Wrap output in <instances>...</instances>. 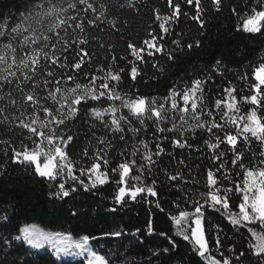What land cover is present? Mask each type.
I'll return each instance as SVG.
<instances>
[{
	"label": "snow or ice",
	"instance_id": "1",
	"mask_svg": "<svg viewBox=\"0 0 264 264\" xmlns=\"http://www.w3.org/2000/svg\"><path fill=\"white\" fill-rule=\"evenodd\" d=\"M182 3L193 5L194 0H176L175 3L174 0H167V7L171 9L169 13L162 15L159 9L155 10V20L160 22L159 31L149 32L147 34L149 38L144 39L140 47L128 43L133 59L128 60L127 57L121 59L131 65L129 75L133 81L140 75L136 62L143 63L145 54L151 57L162 53L172 60L177 49L182 50L186 46L190 50L194 45L200 47L199 39L194 40V44L187 45H183L181 40L177 39L172 41L176 49H165L163 43L165 36L179 23L181 15H188L187 11H182ZM210 3L217 12L224 6V0H210ZM78 5L85 7L79 9L76 15H65L61 18V14H66L68 9L77 10ZM255 5L253 7L249 4L250 14L246 15H241L236 7H230L242 21L243 31L264 34V0H255ZM123 6L122 4L121 7ZM127 6L136 8L133 0H128ZM89 11L92 13L97 11L90 0L75 2L67 0V8L58 7L56 0H31L30 5L25 6V14L22 17L0 22V92L5 86L9 88L5 95L0 96V101L7 100L5 106L0 107V113H4L9 107L20 110L14 93L19 95L22 106L26 105L32 109L27 122L25 119L15 118L19 120L18 127L26 129L28 135L20 142L21 150L13 149L14 162L34 165L35 173L50 182L60 178L54 193L57 197H67L79 186L89 191L113 182L117 186L114 197L116 204L126 206L129 201L137 203L145 201L155 203L161 212H165L156 180L153 179L151 184H146L143 174L145 172L156 174L159 158L165 152L161 142L169 139L166 133H174L171 143L177 148L195 149L210 161L200 174L204 188L203 192H199L200 199H195L191 190L183 189L187 195L181 197V202L184 205L191 203L193 210L181 208L180 203L174 201L177 214L166 213L174 225L175 235L189 241L198 258L207 261V264H264V231L256 230L257 227L264 228V159L256 162L258 157H264V151L257 154L250 148L253 138L264 148V62L253 69L254 82L249 85V94L240 96L239 100L237 99L239 93L229 81V86L220 90L223 95L218 93L214 104L209 106L205 102V85L211 80L210 76L194 79L190 86L184 85L179 90L173 86L169 90L170 95L166 96L163 102L135 93L130 94L121 89L122 73L125 69L115 66L117 57L114 54L111 55L113 63L106 67L101 65L93 72L84 71L85 66L92 62V54L84 47L89 43L88 39L80 35L85 31V21L79 19V14L80 12L87 14ZM99 12L100 16L105 15L104 4H100ZM204 12L201 0H195V14L192 19L198 21L201 29L205 24L202 18ZM98 19L99 17L88 19L87 24H95ZM110 23L112 27H116L115 21ZM69 28L73 30L71 34ZM77 29L79 33L76 32ZM57 44H60L59 49L56 47ZM49 48L50 52L47 50ZM70 49L75 53L71 62L68 59ZM221 66L222 61L217 60L214 68L219 70ZM153 67L157 65L154 63ZM159 70H163L162 66ZM37 77L42 79L38 80ZM80 78L86 82L81 83ZM241 79L246 77L242 76ZM90 101L95 103H89ZM241 101L252 106L243 114L240 109ZM105 104L107 107H104ZM82 105L87 108V115L102 125L106 134L96 137L95 132H92L97 144L104 147L97 148L87 165L82 163L77 167L66 151L73 136L62 133L59 129L66 121L80 115ZM168 105L170 106L166 107ZM124 109H127V115L124 114ZM258 112L261 114L258 115ZM20 115L23 117L24 112L21 111ZM8 119V116L4 117L5 121ZM177 120L180 124L176 123ZM190 120L195 123L190 124ZM134 121L140 127H134ZM146 121H151L154 126L153 139L139 140L143 151L135 144L131 153L121 150V162L116 167L109 168L108 150L114 147L113 141L118 139L126 144L132 139L128 133L138 137L141 132L147 130ZM169 124L171 127H168ZM196 129H203L209 134V139L205 140L204 144L210 154L202 152L198 146L189 143L185 138L184 132L188 130L195 132ZM109 134L112 139H108ZM138 153L142 163H138L136 159ZM82 155L88 156V150L85 149ZM129 156L133 158L128 159ZM181 165L191 172L185 159L179 158L174 174L168 171L163 173L169 183L180 181L184 184L189 183L184 170L179 167ZM77 171L79 176L76 175ZM110 172L115 174L114 178L110 177ZM80 176H86L88 183L80 179ZM233 176H239L240 181L234 180ZM66 183H71V186L66 188ZM191 183L201 184V179L191 177ZM229 183L232 187L227 186ZM237 194L240 197L238 211H233L232 209L237 207L234 200ZM147 197L156 199L147 200ZM209 209L227 217L233 225L247 228L248 232L256 237L257 243L243 250H241L243 246L234 248L235 258L225 257L224 253L220 252L221 258L217 259L210 251L205 231V213ZM6 211L0 210V223H8ZM111 211L116 209L113 208ZM154 231L149 222L148 234L151 235ZM140 232L141 229H136L133 234L138 235ZM219 232L218 228L215 251H219L221 244ZM20 233L11 239L0 236V245L11 249L13 241L17 244L24 242L31 249L41 250L47 244L57 255L61 253L66 256L87 255V264H110L105 255L98 254L89 247L90 241L99 240L101 237L83 235L82 238L72 240L70 236L45 232L35 226H26ZM158 234L169 242L170 247L163 248V253L177 247L167 232L161 231ZM102 235L118 238L127 233L123 229H117L104 232ZM25 255L28 253H21L14 264H32V260L23 258ZM253 256L259 259L254 261Z\"/></svg>",
	"mask_w": 264,
	"mask_h": 264
},
{
	"label": "trees",
	"instance_id": "2",
	"mask_svg": "<svg viewBox=\"0 0 264 264\" xmlns=\"http://www.w3.org/2000/svg\"><path fill=\"white\" fill-rule=\"evenodd\" d=\"M75 2V0H73ZM97 8L95 13L89 11L87 14L80 12L79 19L85 21V31L80 33L88 39L89 43L84 47L92 54V62L87 64L84 71L93 72L95 68L104 65L105 67L111 61V55L114 54L117 60L114 62L117 68H124L122 73L121 89L130 94H139L148 98H155L158 102H163L166 96L170 95V88L175 86L178 90L184 85H191L194 79H203L211 77V80L205 85V102L212 106L221 89L231 85L234 86L240 96L249 94V85L254 82L253 69L264 62V34L247 33L242 30V21L238 19L236 13L231 11V7H236L241 15L250 14L249 4L255 7V0H224V6L217 12L211 5L210 0H201V5L205 12L202 18L205 20L204 28L201 29L198 21L192 19L195 14V0L193 5H181L182 11H187L188 15H181L179 23L173 26L169 35L164 38L166 50L176 49L173 40H181L183 45L193 43L194 40H200V47L195 45L192 49L186 46L182 50L177 49L174 52V59L169 60L166 55L157 53L154 56L145 54L144 62L137 61V67L140 75L133 81L129 72L131 65L121 59L127 57L132 60L128 43L131 42L137 47L142 46V41L148 37V33L153 30L159 31V21L155 20V10L159 9L160 13L167 14L171 11L167 7V0H133L136 8L127 6L128 0H90ZM176 0H174V3ZM31 0H0V22H9L13 18L19 19L25 14V6L30 5ZM57 6L67 8V0H56ZM100 4L105 5V15L100 16ZM124 5L121 7V5ZM231 6V7H230ZM84 5H78L77 10L68 9L66 14H61V18L65 15H76L79 9H83ZM96 20L95 24H87L88 19ZM79 19L77 22H79ZM111 21L116 22V27H112ZM238 28L240 30H238ZM119 29V31H117ZM72 33V28H69ZM79 33V30H76ZM61 30V35H63ZM103 45V47H101ZM57 49L60 44L56 45ZM75 47V46H73ZM49 52L51 49H47ZM75 53L71 51L68 56L69 62L72 61ZM217 60L222 61V66L217 70L214 65ZM157 67H153V64ZM162 66L163 70L160 71ZM223 75H220V73ZM19 75V73H17ZM244 76L246 79H241ZM37 79H42L37 77ZM80 82H86L80 78ZM243 89V91H241ZM9 91L8 86L0 92V96L5 95ZM44 94V93H42ZM17 107L19 111L9 107L4 113H0V210H7L8 223H0V236L12 238L20 233L22 225L27 223H36L44 228L51 230L66 231L74 236L89 235L101 237L99 240L90 241L100 254L109 259L110 264H207L202 261L197 254L191 249L189 241H184L182 237L175 235V228L166 213L177 214L176 203H180V207H187L189 211L193 210V205L189 203L184 205L181 197L187 195L183 191L187 188L192 191L195 199H200L199 192H203V179L201 173L204 166L209 164L205 157L201 156L195 149H180L171 143L174 133H166L169 139L163 140L161 146L165 152L161 155L158 165L155 169V175L145 172L144 182L151 184L153 179L156 180L158 193L161 204L165 212H161L155 203L141 201L139 203L129 201L126 206H121L114 202L117 192V186L113 182L98 186L97 188L85 191L83 186L77 187L75 192H70L67 197H57L54 195L60 178L56 181H48L38 176L34 171V165L28 163L14 162L13 149H20V142L28 135L26 129L18 127L19 120L17 117L25 119L32 109L21 104L18 94L14 93ZM7 100L0 101V107H4ZM49 103H51L49 101ZM95 103V102H89ZM119 102L117 101V104ZM170 105L166 106L169 107ZM107 107V104L104 105ZM252 106L244 104L241 101V114L250 109ZM82 111L78 117L66 121L65 125L60 126L59 131L72 135L73 139L67 146L69 158L79 167L90 160L98 147L103 148L104 145H98L96 137L106 134L102 125L94 121L87 115V108L81 106ZM21 111L24 116L21 117ZM127 115V109H124ZM261 113L258 112V115ZM8 116L5 121L4 117ZM180 124V121H176ZM190 124L195 121L190 120ZM148 128L146 132L133 136L125 144L122 141L114 140V147L108 150L110 163L109 168L116 167L121 162V150L126 153L133 151V144L141 148L139 140H152L154 126L151 121H146ZM94 125V126H93ZM134 127H140L138 123L133 122ZM168 127H171L169 124ZM185 138L189 143L198 146L202 152L209 153V149L204 141L209 139V134L203 129H196L195 132L188 130L184 132ZM108 139H112L109 134ZM29 147L31 145L29 144ZM250 148L257 154L264 151L259 146V142L254 138L250 143ZM87 149L89 155L83 156L84 150ZM153 152L155 148H152ZM247 152V149H245ZM230 155V154H229ZM250 155V153H249ZM133 157L129 156L128 159ZM155 158V157H154ZM179 158L185 159V163L191 172L184 169L185 178L189 183L184 184L183 181L169 183L163 174L165 171L174 174L176 161ZM136 159L138 163H142L139 159V153ZM264 159V157H258ZM136 169H133L135 173ZM76 175H80L76 172ZM114 178L113 173H109ZM191 177L201 179V184L191 183ZM66 179V177H65ZM80 179L88 183L86 176H80ZM237 182L240 181L239 176H233ZM175 184V186H173ZM71 183H66L65 187H70ZM232 187L231 183L227 184ZM198 190V191H197ZM139 199V198H138ZM154 197H147V200H155ZM237 207L233 211H238L240 202L239 194L234 198ZM176 203H173V202ZM203 201L201 200V203ZM232 204V201H230ZM115 208L116 211H111ZM151 222L152 228L155 230L149 235L147 225ZM252 227V225H250ZM220 229L219 235L221 244L219 251H215V237L217 229ZM117 229H123L127 235L120 237H104V232H111ZM136 229H141L138 235H134ZM257 231H264V228L257 227ZM161 231L167 232L175 241L177 247L168 253H163V248H168V240L160 236ZM205 231L209 239L210 251L220 259V252L225 257L235 258L233 249L239 246L248 248L257 243L256 237L248 232L247 228L239 225H233L225 216L209 209L205 213ZM0 264H14L21 253H28L23 258L32 260V264H84V260L78 259H58L48 250H34L26 243L17 244L13 241L11 249L3 248L0 245ZM42 254H37V253ZM254 252V249H253ZM154 253H159L158 255ZM259 258L253 256V260Z\"/></svg>",
	"mask_w": 264,
	"mask_h": 264
},
{
	"label": "rangeland",
	"instance_id": "3",
	"mask_svg": "<svg viewBox=\"0 0 264 264\" xmlns=\"http://www.w3.org/2000/svg\"><path fill=\"white\" fill-rule=\"evenodd\" d=\"M230 115H231V113H230ZM42 159H43V158H42ZM26 226H35L36 228L41 229V230H43V231H45V232H50V233H61V234H63L64 236H70V237L72 238V240H76V239L82 238V236H74L73 234H71V233H69V232H66V231L47 229V228H44V227H42V226H40V225H38V224H36V223H27V224H24V225L21 226L20 230H21L22 228L26 227ZM19 234H21V233H19ZM29 247H30V246H29ZM89 247H90V248H93L95 251H97V249L93 246V244H91V242H90ZM34 250H36V249H34ZM42 250H48V251H51V252L55 255V257L58 258V259H63V258H64V259H78V260H84V262H85L84 264H87V255H84V256H66V255H64L63 253L57 255L56 252H55V250H54L51 246H49V245H47V244L45 245V248H44V249H41V250H38V251H42ZM97 252H98V251H97ZM98 254H100V253L98 252Z\"/></svg>",
	"mask_w": 264,
	"mask_h": 264
}]
</instances>
